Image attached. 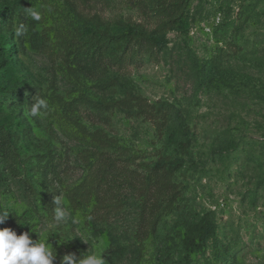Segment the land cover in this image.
<instances>
[{
  "label": "rangeland",
  "instance_id": "1",
  "mask_svg": "<svg viewBox=\"0 0 264 264\" xmlns=\"http://www.w3.org/2000/svg\"><path fill=\"white\" fill-rule=\"evenodd\" d=\"M0 143V228L47 239L53 264H264V0H0ZM184 203L216 224L190 261Z\"/></svg>",
  "mask_w": 264,
  "mask_h": 264
},
{
  "label": "clouds",
  "instance_id": "2",
  "mask_svg": "<svg viewBox=\"0 0 264 264\" xmlns=\"http://www.w3.org/2000/svg\"><path fill=\"white\" fill-rule=\"evenodd\" d=\"M28 9L29 15L33 20L39 21L41 19V13L39 11L33 10L31 7ZM23 32L24 28L23 25H21L16 30L15 35L21 36L23 35ZM47 109V102L41 98L39 100H35V103L31 105L30 114L32 116H39L41 114V110ZM55 205L54 222L53 224L48 225L50 228L57 227L69 220V213L60 205V200L58 198L55 200ZM9 212L11 211L0 210V224L5 222ZM54 233H58L61 238L60 232H53L51 234ZM72 238L64 239L63 241H68ZM49 245L50 244L47 242V239L46 241H41L39 239L34 242L30 232L26 231L17 235L16 231L12 228H0V264H53L55 251H53L54 249L49 247ZM101 253L98 255H81L78 259L74 254H68L63 256L60 264H105V259L101 256Z\"/></svg>",
  "mask_w": 264,
  "mask_h": 264
},
{
  "label": "trees",
  "instance_id": "3",
  "mask_svg": "<svg viewBox=\"0 0 264 264\" xmlns=\"http://www.w3.org/2000/svg\"><path fill=\"white\" fill-rule=\"evenodd\" d=\"M135 34L134 28H127L125 31L118 34H107L106 37L110 40H116L124 35L132 36ZM154 42H165L158 37H155ZM172 113L175 118V124L178 128L179 134L175 131H170L167 134V142L170 145H174L177 149H182L185 152L188 151L191 143L190 132L186 129L184 117L178 107H172ZM2 144L0 143V147ZM186 164V160L183 157L176 158L175 160H170L165 166L166 173L171 174L180 170ZM162 165V164H161ZM160 166V165H159ZM99 224H95V230L100 233L103 232L102 229H98ZM180 225L183 228V236L181 238V247L184 251L185 258L190 261V254L193 252H198L203 249L205 241L210 238L216 228L214 212L207 211L195 218V215L188 203L183 204V209L180 214ZM118 248L108 247L103 251V255L113 253L118 251Z\"/></svg>",
  "mask_w": 264,
  "mask_h": 264
}]
</instances>
